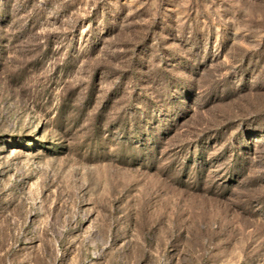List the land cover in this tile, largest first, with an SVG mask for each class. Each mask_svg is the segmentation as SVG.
<instances>
[{
	"label": "rangeland",
	"instance_id": "1",
	"mask_svg": "<svg viewBox=\"0 0 264 264\" xmlns=\"http://www.w3.org/2000/svg\"><path fill=\"white\" fill-rule=\"evenodd\" d=\"M0 264H264V0H0Z\"/></svg>",
	"mask_w": 264,
	"mask_h": 264
}]
</instances>
